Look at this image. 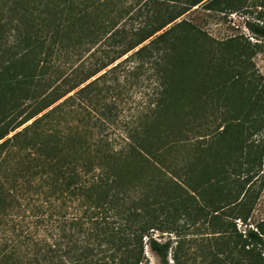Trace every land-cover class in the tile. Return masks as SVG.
Instances as JSON below:
<instances>
[{
    "label": "trees",
    "instance_id": "trees-1",
    "mask_svg": "<svg viewBox=\"0 0 264 264\" xmlns=\"http://www.w3.org/2000/svg\"><path fill=\"white\" fill-rule=\"evenodd\" d=\"M195 7L234 4L0 0V264H145V244L169 264L175 242L154 233L180 236L201 211L167 143L185 77L203 54L205 34L177 21ZM248 28L264 39V25ZM240 64L231 65L239 77ZM144 81L150 97L121 117ZM261 235L250 231L248 241L263 243Z\"/></svg>",
    "mask_w": 264,
    "mask_h": 264
},
{
    "label": "rangeland",
    "instance_id": "rangeland-1",
    "mask_svg": "<svg viewBox=\"0 0 264 264\" xmlns=\"http://www.w3.org/2000/svg\"><path fill=\"white\" fill-rule=\"evenodd\" d=\"M230 1L233 9L195 7L177 20L186 19L205 34L199 39L198 67L186 75L188 89L167 127L171 156L182 157L183 172L197 190L184 186L185 191L201 211L186 218L180 236L154 233L158 241L175 242L169 264H264V39L248 28L251 22L264 25V0ZM94 49L74 55L64 70L68 73ZM241 62L239 77L231 65L241 68ZM249 80L260 93L250 90ZM153 88L144 81L139 92L130 90L120 104L121 117L134 114ZM248 168L252 172L244 173ZM250 231L262 233L263 243H250ZM144 263L162 264L147 244Z\"/></svg>",
    "mask_w": 264,
    "mask_h": 264
}]
</instances>
